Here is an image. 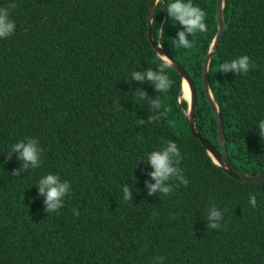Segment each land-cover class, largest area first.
Segmentation results:
<instances>
[{"label":"trees","instance_id":"1","mask_svg":"<svg viewBox=\"0 0 264 264\" xmlns=\"http://www.w3.org/2000/svg\"><path fill=\"white\" fill-rule=\"evenodd\" d=\"M150 1L0 0V7L17 5L14 33L0 38V264H153L157 256L165 257L163 264H264V180L234 179L213 162L191 134L182 78L173 67L166 69L172 81L166 92L131 80L134 71L161 62L148 37ZM192 2L205 11L207 31L188 35L191 48L173 43L182 26L168 16L169 0L156 2L152 36L192 78L196 129L219 149L202 83L217 0ZM222 16L209 89L231 163L260 174L264 0H223ZM242 55L254 64L247 73L218 70ZM136 89L158 96L166 116L147 123L153 112ZM28 138L44 150L40 166L13 176L21 162L11 146ZM169 140L180 150L189 183L173 179L170 194L149 196L146 182L155 181L148 154ZM49 173L71 185L64 206L52 213L44 211L37 186ZM125 185L132 200L123 199ZM212 205L224 214L219 229L207 226Z\"/></svg>","mask_w":264,"mask_h":264},{"label":"clouds","instance_id":"2","mask_svg":"<svg viewBox=\"0 0 264 264\" xmlns=\"http://www.w3.org/2000/svg\"><path fill=\"white\" fill-rule=\"evenodd\" d=\"M157 3H159V0H157ZM16 7L17 5L14 2L9 3L6 7H0V38H8L14 33L16 23L11 18V10ZM166 10L168 16L173 21H178L182 26L173 39V43L177 47L191 48L193 45L191 40L188 39V35L191 34L192 37L197 32L207 31L205 23L206 13L200 7L195 6L192 0H169ZM162 46L160 45L159 48H162ZM158 53L161 62L156 69L148 68L144 71H134L131 76V80L141 83L147 82L153 85L157 93L166 92L171 87L172 81L167 75L166 69L173 66L172 60L167 55L162 54L160 51ZM250 67H254L253 62L249 56L242 55L231 61L221 63L218 66V70L225 73L231 71L235 74H241L247 73ZM183 88L185 96H187L189 94L187 80L183 82ZM134 93L140 100L146 102L153 112V115L148 117L147 123L158 121L166 116L168 109L163 106L158 96L154 98L148 97L147 91L144 89H136ZM145 123L146 121L143 119L139 121L140 125ZM257 127L259 129V136H264V120H260ZM43 151L38 139L35 138H28L26 141L20 140L14 143L11 146V155L13 153L16 154L21 162V168L14 169L12 175L20 176L21 171L26 172L29 168H38L42 160ZM181 159V153L177 144L171 140L167 141L162 149L151 151L148 154L147 163H150L153 169L149 175L155 181V183L146 182L149 196L156 193L170 194L173 190V185L170 181L173 179L179 181L180 184L188 185L189 181L184 177L179 167ZM213 162L215 163V159ZM37 186L39 189L38 195L44 197V204L46 205L44 211L46 213L57 212L62 208L65 196L70 194L71 191L69 181L62 180L59 175L53 173L42 176ZM123 199L125 201L132 200L131 190L127 185L123 187ZM249 203L252 207L256 206L255 195L250 194ZM73 213L78 216L79 210L73 209ZM206 219L208 221V229H219L221 227L220 222L224 219V214L218 207L212 205L208 209ZM164 259L165 257L163 256L154 257L153 264H163Z\"/></svg>","mask_w":264,"mask_h":264},{"label":"water","instance_id":"3","mask_svg":"<svg viewBox=\"0 0 264 264\" xmlns=\"http://www.w3.org/2000/svg\"><path fill=\"white\" fill-rule=\"evenodd\" d=\"M157 0H151L149 4V11H148V37L153 45L154 49L158 53L160 51L162 54L167 55L173 62V68L180 74L182 78V84L185 80L188 81L189 85V100L184 99L187 101V112H186V118L187 123L189 126V129L191 131V134L198 138L201 142V144L206 149L207 153H211L212 160L215 159V163L220 166L229 176H231L234 179L240 180V181H246V182H258L264 180V172L260 174H248L246 172L241 171L238 169L235 165H233L229 159V156L227 154L226 149V138L224 134V127L221 120V116L219 113V107L214 102L211 91L209 89V83H208V66L211 57L216 53L217 50V44L223 35L225 31V24L223 21L222 16V8H223V0H217L216 2V21H217V31L216 34L212 40V43L210 45V49L207 52V54L204 57L203 64H202V83H203V91L206 96V99L214 112L215 118H216V124H217V142L219 145V149H217L206 137H204L201 133H199L195 126V111L197 106V91L195 84L192 80V78L189 76L187 71L180 65V63L176 60H174L171 56H169L163 48H159L160 44H157L152 36V29H151V21L153 17V12L155 9ZM159 55V53H158Z\"/></svg>","mask_w":264,"mask_h":264},{"label":"bare ground","instance_id":"4","mask_svg":"<svg viewBox=\"0 0 264 264\" xmlns=\"http://www.w3.org/2000/svg\"><path fill=\"white\" fill-rule=\"evenodd\" d=\"M182 95L185 99L189 100V94L185 96L183 85H182Z\"/></svg>","mask_w":264,"mask_h":264},{"label":"rangeland","instance_id":"5","mask_svg":"<svg viewBox=\"0 0 264 264\" xmlns=\"http://www.w3.org/2000/svg\"><path fill=\"white\" fill-rule=\"evenodd\" d=\"M182 98H183V95H182Z\"/></svg>","mask_w":264,"mask_h":264}]
</instances>
